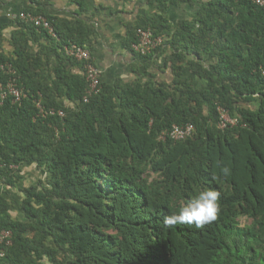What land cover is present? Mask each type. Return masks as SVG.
<instances>
[{
	"label": "trees",
	"instance_id": "trees-1",
	"mask_svg": "<svg viewBox=\"0 0 264 264\" xmlns=\"http://www.w3.org/2000/svg\"><path fill=\"white\" fill-rule=\"evenodd\" d=\"M179 1L199 3L192 18L173 25L166 14L150 15L130 32L131 49L139 27L165 38L156 54L132 49L149 80H102L89 102L83 63L64 46L92 50L93 25L52 16L40 0L33 12L53 21L58 38L18 21L14 53L0 52V61L13 64L29 96L0 106V185L21 195L0 194V227L14 235L0 264H264V7ZM29 35L51 43L55 67L31 49ZM165 67L172 82H155L151 69ZM62 96L73 104L59 103ZM39 97L65 115L43 116ZM220 107L236 126L219 127ZM186 123L195 125L193 136L159 138ZM28 164L45 177L19 187ZM209 189L220 194L216 221L165 225V216Z\"/></svg>",
	"mask_w": 264,
	"mask_h": 264
},
{
	"label": "crops",
	"instance_id": "crops-1",
	"mask_svg": "<svg viewBox=\"0 0 264 264\" xmlns=\"http://www.w3.org/2000/svg\"><path fill=\"white\" fill-rule=\"evenodd\" d=\"M45 4L48 14L58 18L72 19L81 17L90 22L95 29L93 36L92 56L103 71L102 80L107 84L116 82L131 83L137 80L147 81L149 77L141 72V61L138 55L128 46L130 32L136 26H143L148 16L166 14L173 25L182 20L192 18L199 7V3L191 5L179 0H81L82 9L78 0H40ZM160 2L166 4L165 10L160 9ZM37 9L35 0H0V26L3 39L0 43V52L11 55L14 47L11 44L12 36L20 29L18 19L9 14ZM31 38L30 46L34 52L46 55L50 60L51 68L58 63L57 54L51 50V43L46 38L35 40ZM80 72L79 68H74ZM155 82L171 83L173 73L170 67L151 69ZM59 103L72 105L67 97L58 98ZM23 179L19 187H28L40 179H44L43 170L35 164H28L23 169ZM30 179V181L28 180ZM6 189L11 196H17L18 188L10 190L0 185V194ZM20 195V194H19ZM21 196V195H20Z\"/></svg>",
	"mask_w": 264,
	"mask_h": 264
},
{
	"label": "built area",
	"instance_id": "built-area-1",
	"mask_svg": "<svg viewBox=\"0 0 264 264\" xmlns=\"http://www.w3.org/2000/svg\"><path fill=\"white\" fill-rule=\"evenodd\" d=\"M257 5L264 7V0H252ZM9 16L13 19L25 21L35 25L37 28L47 30L52 36L58 35L54 28L53 21L45 15L38 14L33 11H21L11 13ZM165 38L163 35H158L150 27H139L137 29V39L132 43V49L143 56L156 54V51L164 46ZM64 51L67 56L75 58L83 63L84 72L88 81V87L83 97L84 102H89L90 98L97 94L101 88L103 71L94 61L92 51L77 43L70 42L64 46ZM264 73V70H263ZM42 96L41 93H39ZM29 96V91L25 90L17 76V70L11 62L0 61V106L3 105L9 98L13 103H21L23 99ZM37 108L43 116L59 115L64 116L63 109L55 107L46 108L43 105L41 97L35 100ZM238 120L234 118L230 112L223 107H220L219 127L226 128L228 126H236ZM196 127L193 123L174 124L171 128L161 132L159 138L161 140L171 139L174 141L185 140L194 135ZM13 231L0 227V245L3 247L0 250V260L6 256V248L13 245Z\"/></svg>",
	"mask_w": 264,
	"mask_h": 264
},
{
	"label": "clouds",
	"instance_id": "clouds-1",
	"mask_svg": "<svg viewBox=\"0 0 264 264\" xmlns=\"http://www.w3.org/2000/svg\"><path fill=\"white\" fill-rule=\"evenodd\" d=\"M223 176L230 175V168L222 166L219 169ZM220 194L215 190H201L195 198L191 199L186 205L182 206L178 213L164 217V223L168 227L177 224L195 226L202 228L216 221L219 213Z\"/></svg>",
	"mask_w": 264,
	"mask_h": 264
},
{
	"label": "rangeland",
	"instance_id": "rangeland-1",
	"mask_svg": "<svg viewBox=\"0 0 264 264\" xmlns=\"http://www.w3.org/2000/svg\"><path fill=\"white\" fill-rule=\"evenodd\" d=\"M28 180L30 181V179H28ZM241 222H242L243 225H248L251 222V220H249L246 217H244V218L241 219Z\"/></svg>",
	"mask_w": 264,
	"mask_h": 264
}]
</instances>
